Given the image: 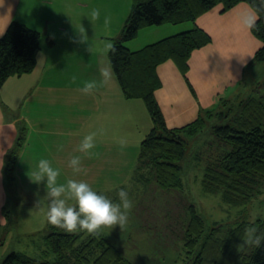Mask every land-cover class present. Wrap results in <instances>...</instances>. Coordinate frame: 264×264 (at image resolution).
Instances as JSON below:
<instances>
[{"label": "crops", "instance_id": "obj_1", "mask_svg": "<svg viewBox=\"0 0 264 264\" xmlns=\"http://www.w3.org/2000/svg\"><path fill=\"white\" fill-rule=\"evenodd\" d=\"M55 1L0 0V37L15 19L40 31L42 36V47L37 54L35 69L20 76H10L0 87V263L10 252L7 243L11 239L6 232H12L7 209L10 198L7 155L17 142L20 128L27 129L12 178L19 180L20 193H36L45 200L46 182L37 184L29 176L39 159H49L52 166L60 170L58 183H66L69 178L85 180L94 190L104 194H107L106 191L112 193L127 187L129 181H132L141 142L146 136L141 140L142 129L147 134L152 128L146 130L135 121L138 128L133 132V141L125 139L124 126L121 129L118 122L120 115H116L115 108L117 105L125 106L128 98L123 94L118 80L120 90L116 91L115 97L111 89L103 84H98L89 94L81 91L86 81L99 82L102 79L96 75L100 73L95 65H98V61L96 59L91 64H80L73 54H77L79 49L70 52L72 48H63L71 40L68 33L73 31L76 34L77 29L71 28V15L67 16L69 24H63L61 12L50 6ZM123 1L124 4L128 3ZM87 2L79 0V4ZM73 3L78 5L77 0H73ZM132 7L133 4L129 2L126 15L123 13V27ZM72 8L73 4L68 10ZM222 9L223 4H219L190 25L169 26L167 23L143 28L135 38L142 37L143 42L134 48L131 44L135 39L129 41L128 47L136 50L195 25L212 37L210 43L194 50L189 59L187 77L193 90L173 60H167L157 67L162 86L155 94L169 127L185 125L195 120L202 109H215L222 99L229 98L237 90L246 67L251 64L261 45V40L253 34L252 29L240 23L243 13L254 10L249 3L240 2L225 12ZM122 29L116 32L118 36ZM58 30L61 31L59 35L56 34ZM49 37H52L53 43L48 41ZM111 114L116 120L114 126L117 131L114 134L109 126ZM93 133L95 147L89 152H80L78 146L81 139ZM73 156L81 159V174L73 175L68 166Z\"/></svg>", "mask_w": 264, "mask_h": 264}, {"label": "trees", "instance_id": "obj_2", "mask_svg": "<svg viewBox=\"0 0 264 264\" xmlns=\"http://www.w3.org/2000/svg\"><path fill=\"white\" fill-rule=\"evenodd\" d=\"M240 2L249 3L255 10L256 0H133L122 32L114 39L109 52L123 94L128 99H142L153 123L141 142L132 181H145L142 185L146 186L150 182L143 170L150 168L159 187L182 190L186 155L193 150L200 156L199 146L209 144L213 148L209 153L211 163L203 169L201 184L204 191L220 194L232 206H246L262 193L264 81L258 84L256 93L245 100L238 110L229 108L224 111L222 106L231 99H222L218 109H202L195 120L179 127H169L155 94L162 86L157 67L173 60L193 90L187 77L189 59L194 50L210 43L212 37L195 25L136 50L125 45V42L135 39L143 28L196 22L200 15L219 4H223L225 12ZM260 15L258 27L252 32L263 45L252 61H264V12ZM48 41L53 43L52 37ZM41 47L40 31L22 21L12 20L0 37V87L10 76L32 72ZM25 135L26 128H20L17 142L7 155L9 178L13 177ZM196 146L197 149L194 148ZM190 206L185 218L187 221L183 219L185 227L181 236L186 264H264V241L259 247L250 246V251L243 245L249 221H240L227 231L226 236H222L220 226L210 227L198 208L193 204ZM190 206L186 209L189 210ZM255 223L257 233L264 235V218H257ZM44 238L54 258H40L13 250L0 264H136L101 231L95 236L86 231L67 233L49 223Z\"/></svg>", "mask_w": 264, "mask_h": 264}, {"label": "rangeland", "instance_id": "obj_3", "mask_svg": "<svg viewBox=\"0 0 264 264\" xmlns=\"http://www.w3.org/2000/svg\"><path fill=\"white\" fill-rule=\"evenodd\" d=\"M77 2L78 5H75L73 0L72 2L56 0L55 4L50 6L53 9L57 8L55 11L61 12L64 25L69 24L67 16L71 15V28L85 27L91 50L89 43L74 42L78 40V32L73 34V31L68 33L71 40H68L63 48H66V50L72 48L70 52L79 49L77 54H73H75L78 59L77 62L80 64L86 62L91 64L97 59L98 65H95L96 68H99V71L104 67L109 68L112 74L111 80L103 85L111 89V94L115 97L116 91L120 88L110 63V49L106 46L108 44L113 45L114 38L118 36L116 32L118 33L124 24L123 13L126 15L128 4L129 2L133 4V0H126L128 3L125 4L123 0L118 2L114 0H88L86 4H79V0ZM72 4L73 8L68 10ZM46 8L48 9L49 5ZM93 8L100 10V17L94 23L89 19V14ZM42 9L46 13L48 12L45 8ZM105 16L110 18L107 25L104 23ZM183 24L190 25L191 22L169 24V26H182ZM59 32L61 31L58 30L56 34L59 35ZM142 42L143 38L138 37L133 41L131 47L134 48ZM129 43V41L125 42V45L128 46ZM260 44L259 48L263 43ZM96 75H100V73ZM241 79L237 90L228 96L229 98L223 99H231L225 106H222L224 111L229 108L236 110L242 108L243 102L249 100L256 93L258 84L264 81V61H252L246 67L245 74ZM125 102V106L117 105L115 112L116 115H120L118 122L121 124V129L124 126L125 139L133 141V132L138 128L135 121L140 125L142 124L146 130L150 129L153 123L142 99H127ZM220 104L221 101L215 109H218ZM115 122L116 120L111 114L109 126H111L110 131L112 134L117 131L114 126ZM27 134L29 135V132ZM145 135L146 131L142 129L141 140ZM209 146V144L199 146L200 156L197 151L193 150H190L186 155L183 176L185 185L182 190H169L159 187L154 182V173L150 168L143 170L145 177L149 178L148 181L150 182L146 186L142 185L145 181L140 183V181L134 180L129 181L128 186L123 188L128 192L129 199L132 202V207L128 211V222L123 228L119 225L113 228L103 227L101 232L109 237L122 250L123 254L136 264H186L181 239L185 225L182 223L183 219L185 222L187 221L185 218L188 216L191 204L198 208L199 212L206 218L207 223L211 225L210 227L220 226L222 236H226L227 231L232 226H236L243 220L249 221L248 229L255 228L257 231L255 220L259 217L264 218V182L262 183V193L246 206L229 205L220 194L204 191L201 180L204 173L203 169L211 163L212 156L209 153L213 147ZM194 148L197 149V146ZM212 154L216 153L213 152ZM199 159H202V162ZM7 181L10 194L7 209L10 214L9 228L12 231L6 232L7 235L10 234L11 239L7 243V246L10 247L8 252L11 250L24 251L35 257L54 258V254L48 250L44 238L49 225L46 216L47 200L38 197L36 193L34 195H32V192L27 194L28 191H21L20 193L19 180H17V183L14 178L10 177ZM117 192L118 190L112 193L106 191L107 194L105 195L119 202ZM38 200L41 202L36 205ZM69 203L75 202L69 201ZM189 206L190 208L187 210ZM243 245L247 251H250V246H246L245 241Z\"/></svg>", "mask_w": 264, "mask_h": 264}, {"label": "clouds", "instance_id": "obj_4", "mask_svg": "<svg viewBox=\"0 0 264 264\" xmlns=\"http://www.w3.org/2000/svg\"><path fill=\"white\" fill-rule=\"evenodd\" d=\"M264 12V0H256L255 10H249L240 16V23L251 30L258 27L257 22L261 19L260 13ZM100 17V10L93 8L89 19L94 23ZM110 18L105 16L104 23L107 25ZM78 40L74 42L89 43V36L85 27L77 28ZM91 50V44L89 43ZM108 49L113 46L108 44ZM111 70L107 67L100 69L101 80H89L83 84L81 91L84 94L91 93L98 84H107L111 80ZM95 134H89L81 139L78 146L80 152H89L95 147ZM73 175L82 173L81 159L73 156L68 161ZM60 170L52 166L47 158L39 159L32 174L31 180L37 184L46 182L47 220L50 224L63 229L67 233L86 231L91 235H99L103 227L113 228L119 225L123 228L128 222V211L132 207L128 192L121 188L117 192L119 202L114 201L107 195L94 190L85 180L67 179L66 183H58L57 178ZM74 201L75 203H69ZM41 201L38 200L36 205ZM246 246L259 247L264 241V235L257 233L255 228L248 229L244 237Z\"/></svg>", "mask_w": 264, "mask_h": 264}]
</instances>
